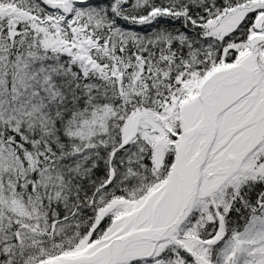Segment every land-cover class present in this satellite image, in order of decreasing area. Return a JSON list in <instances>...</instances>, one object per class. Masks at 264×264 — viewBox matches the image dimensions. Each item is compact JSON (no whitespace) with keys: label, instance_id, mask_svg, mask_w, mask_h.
I'll return each mask as SVG.
<instances>
[{"label":"snow or ice","instance_id":"1","mask_svg":"<svg viewBox=\"0 0 264 264\" xmlns=\"http://www.w3.org/2000/svg\"><path fill=\"white\" fill-rule=\"evenodd\" d=\"M0 264H264V0H0Z\"/></svg>","mask_w":264,"mask_h":264}]
</instances>
